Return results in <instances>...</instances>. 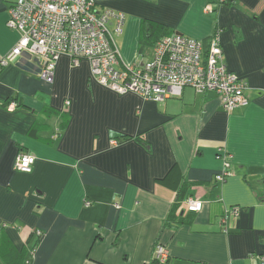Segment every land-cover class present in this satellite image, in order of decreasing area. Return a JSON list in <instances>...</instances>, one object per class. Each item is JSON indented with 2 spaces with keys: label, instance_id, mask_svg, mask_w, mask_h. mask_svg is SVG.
Returning a JSON list of instances; mask_svg holds the SVG:
<instances>
[{
  "label": "crops",
  "instance_id": "1",
  "mask_svg": "<svg viewBox=\"0 0 264 264\" xmlns=\"http://www.w3.org/2000/svg\"><path fill=\"white\" fill-rule=\"evenodd\" d=\"M10 2L0 0V58L19 40L6 26ZM95 7L124 15L114 40L131 65L152 58L144 20L202 41L204 52L216 32L249 103L227 112L215 92L191 87L163 102L119 94L92 79L87 60L73 66L66 55L52 83L40 78L35 56L0 68V247L13 248L0 264H149L157 242L167 264H259L264 0H95ZM220 152L230 174L217 183ZM20 153L33 156L31 172L16 170ZM189 197L202 201L200 211H186Z\"/></svg>",
  "mask_w": 264,
  "mask_h": 264
},
{
  "label": "built area",
  "instance_id": "2",
  "mask_svg": "<svg viewBox=\"0 0 264 264\" xmlns=\"http://www.w3.org/2000/svg\"><path fill=\"white\" fill-rule=\"evenodd\" d=\"M123 24L122 13L98 10L95 0H11L6 26L19 32V40L0 58V68L21 56H35L41 60L40 78L52 83L57 60L66 55L73 66L87 60L92 79L119 94L134 92L144 99L163 102L191 87L197 93L215 92L227 112L248 105L247 85L226 68L216 32L209 37L206 52L198 39L181 34L164 36L154 45L149 61L131 65L123 63L114 40L122 33ZM14 107L11 102L7 109ZM216 157L223 163L222 170L214 175L215 182L220 183L230 174L229 155L220 152ZM33 162V156L20 153L15 168L29 173ZM184 205L186 211L198 212L202 201L189 197ZM227 213L237 215L238 207H231ZM36 233L41 235L40 230ZM153 258L165 264L167 248L157 242ZM256 259L264 264V255Z\"/></svg>",
  "mask_w": 264,
  "mask_h": 264
},
{
  "label": "trees",
  "instance_id": "3",
  "mask_svg": "<svg viewBox=\"0 0 264 264\" xmlns=\"http://www.w3.org/2000/svg\"><path fill=\"white\" fill-rule=\"evenodd\" d=\"M219 3H232L234 2V0H218ZM144 31H143V36L145 38H148L150 40L151 44H156L157 41H159L162 37L164 36H168V35H172L175 34L171 31V29H169L166 25H163L162 23H158L152 20H144ZM177 208V205H173L171 212L169 213V215L167 216V220L164 221L163 225H169L171 222V218L174 216L175 214V210ZM178 222H181L180 220H178ZM177 223V222H176ZM6 245H2L0 247V256H4V253L7 254V252H12L13 248L10 245V243L8 241L5 242ZM36 245V243H35ZM35 245H33L30 248V254L33 253L35 251ZM21 256V254H20ZM13 258V256H11ZM22 257V256H21ZM168 261V260H167ZM149 264H159L154 258L151 260V262ZM167 264V262L165 263Z\"/></svg>",
  "mask_w": 264,
  "mask_h": 264
},
{
  "label": "bare ground",
  "instance_id": "4",
  "mask_svg": "<svg viewBox=\"0 0 264 264\" xmlns=\"http://www.w3.org/2000/svg\"><path fill=\"white\" fill-rule=\"evenodd\" d=\"M21 57H24V56H21ZM26 57V56H25Z\"/></svg>",
  "mask_w": 264,
  "mask_h": 264
}]
</instances>
